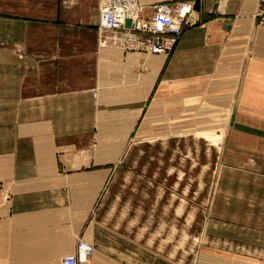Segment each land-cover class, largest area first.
<instances>
[{
  "label": "crops",
  "instance_id": "crops-1",
  "mask_svg": "<svg viewBox=\"0 0 264 264\" xmlns=\"http://www.w3.org/2000/svg\"><path fill=\"white\" fill-rule=\"evenodd\" d=\"M139 1L149 15L175 0ZM220 1L200 0L202 23L163 56L99 47L100 0H0V264H61L79 238L93 243L92 264H133L127 234L105 216L103 164L118 163L171 98L172 124L221 129L223 163L245 165L212 188L207 264H264V157L239 154L264 153V27L259 0L209 16ZM183 100L193 115H181ZM156 251V264L181 263L176 247L168 263Z\"/></svg>",
  "mask_w": 264,
  "mask_h": 264
},
{
  "label": "rangeland",
  "instance_id": "rangeland-1",
  "mask_svg": "<svg viewBox=\"0 0 264 264\" xmlns=\"http://www.w3.org/2000/svg\"><path fill=\"white\" fill-rule=\"evenodd\" d=\"M194 1L195 9L200 13V0ZM227 2H215L208 15H222ZM256 10L255 20L257 25L262 26L256 18ZM201 23L200 15L193 26ZM169 91L172 97V89ZM171 99L156 109L157 114L149 120L146 132L135 131L118 163L103 164L112 166V172L102 188L105 216L119 230L120 238L125 240L127 234L129 252L134 257L130 263L133 264H141V261L156 264L154 253L160 245L165 249L167 263L176 247V253L178 250L181 255L180 264H207V238L203 229L206 208L213 197L217 199L221 195V191H212V188L218 182L221 171L231 170L230 166L245 168L242 164L228 167L223 163L229 157L228 149L222 142L219 146L209 141L221 140L217 130L207 132L208 135L205 131L200 132L205 139L194 132L196 124L189 127L191 130L179 129L181 126L172 124L171 115L175 107ZM192 107L188 100H183L179 108L181 115H193L195 109ZM221 118L222 122L227 121L225 117ZM187 122L184 120L183 125ZM216 124L220 126L221 120ZM242 151L239 154L264 157L263 152ZM105 156L103 154V158ZM261 170H264V164ZM208 262L212 264L213 261Z\"/></svg>",
  "mask_w": 264,
  "mask_h": 264
},
{
  "label": "built area",
  "instance_id": "built-area-1",
  "mask_svg": "<svg viewBox=\"0 0 264 264\" xmlns=\"http://www.w3.org/2000/svg\"><path fill=\"white\" fill-rule=\"evenodd\" d=\"M132 1L100 0L97 24L99 47L170 55L182 37L184 26L191 27L199 19L193 14V6L185 10L186 3L191 0L155 3L146 18L141 16L140 7ZM256 18L264 26V0ZM93 254V243L79 238L75 251L64 256L61 264H92ZM262 255L264 260V248Z\"/></svg>",
  "mask_w": 264,
  "mask_h": 264
},
{
  "label": "bare ground",
  "instance_id": "bare-ground-1",
  "mask_svg": "<svg viewBox=\"0 0 264 264\" xmlns=\"http://www.w3.org/2000/svg\"><path fill=\"white\" fill-rule=\"evenodd\" d=\"M132 1V0H131ZM225 1H227V0H225ZM261 2H262V0H260V5H261ZM132 3H137V5L140 7V10H141V16L142 17H144V18H146L147 16H149V15H145V11H146V9H145V6L144 5H142L141 3H140V1L139 0H135V1H132ZM193 3H191L190 1L188 2V3H186V6H185V10H187L188 9V7L191 5V6H193V7H191L192 9H193V14L196 16V18L198 17L199 18V16H200V14L198 13V11L195 9V6H194V4L192 5ZM260 5H259V7H260ZM258 7V8H259ZM222 8H223V5H222ZM258 8H257V10H258ZM121 9V8H120ZM257 10H256V12H257ZM98 21H99V17H98ZM259 22V21H258ZM118 47V46H117ZM101 48H104V47H101ZM114 48H116V47H114ZM139 52H144V51H139ZM144 53H146V52H144ZM147 54H150V55H155V54H153V53H147ZM156 55H163V56H170V55H164V54H156ZM218 133H219V136L223 139V135H224V133L225 132H223L221 129H218V131H217ZM205 133H207L206 131H205ZM205 135H208V133L207 134H205ZM208 137V136H207ZM223 142V141H222ZM220 144H221V140L218 142V145L220 146ZM262 261L264 262V260H263V255H262Z\"/></svg>",
  "mask_w": 264,
  "mask_h": 264
}]
</instances>
